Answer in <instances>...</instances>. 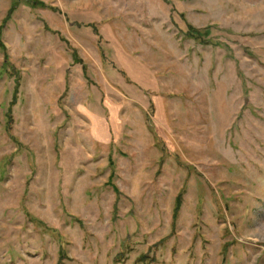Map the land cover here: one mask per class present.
I'll list each match as a JSON object with an SVG mask.
<instances>
[{
	"label": "rangeland",
	"instance_id": "374dc122",
	"mask_svg": "<svg viewBox=\"0 0 264 264\" xmlns=\"http://www.w3.org/2000/svg\"><path fill=\"white\" fill-rule=\"evenodd\" d=\"M0 44V264H264V0H0Z\"/></svg>",
	"mask_w": 264,
	"mask_h": 264
},
{
	"label": "crops",
	"instance_id": "0c3cea01",
	"mask_svg": "<svg viewBox=\"0 0 264 264\" xmlns=\"http://www.w3.org/2000/svg\"><path fill=\"white\" fill-rule=\"evenodd\" d=\"M77 21H78V20H75V22H77ZM75 24H76V23L72 22V25H75ZM72 25H71V26H72ZM53 32H54V31H53Z\"/></svg>",
	"mask_w": 264,
	"mask_h": 264
},
{
	"label": "trees",
	"instance_id": "16d2710c",
	"mask_svg": "<svg viewBox=\"0 0 264 264\" xmlns=\"http://www.w3.org/2000/svg\"><path fill=\"white\" fill-rule=\"evenodd\" d=\"M195 33H196V32H195ZM195 33H194V34H195ZM194 34H193V32L190 33V35H193V36H194ZM0 46H1V44H0ZM176 205H177V203H176Z\"/></svg>",
	"mask_w": 264,
	"mask_h": 264
}]
</instances>
